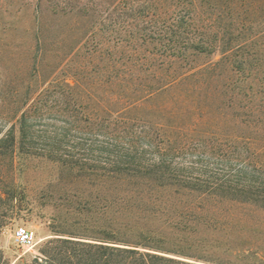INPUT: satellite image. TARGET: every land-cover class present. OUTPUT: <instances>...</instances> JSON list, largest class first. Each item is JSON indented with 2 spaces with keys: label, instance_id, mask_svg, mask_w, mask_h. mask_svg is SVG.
I'll return each mask as SVG.
<instances>
[{
  "label": "trees",
  "instance_id": "16d2710c",
  "mask_svg": "<svg viewBox=\"0 0 264 264\" xmlns=\"http://www.w3.org/2000/svg\"><path fill=\"white\" fill-rule=\"evenodd\" d=\"M107 22L118 35L87 52L106 65L96 72L104 103L94 71L61 69L95 41L84 30L53 71L45 56L33 61L37 86L26 85L25 112L0 139L3 149L18 132L26 153L106 183L109 197L91 207L105 227L61 232L32 264H264L250 250L264 251V0H127ZM72 131L103 137L89 149L106 157L61 152ZM37 140L50 147L34 152ZM206 144L221 170L203 163ZM179 150L195 151V164L175 163Z\"/></svg>",
  "mask_w": 264,
  "mask_h": 264
},
{
  "label": "rangeland",
  "instance_id": "374dc122",
  "mask_svg": "<svg viewBox=\"0 0 264 264\" xmlns=\"http://www.w3.org/2000/svg\"><path fill=\"white\" fill-rule=\"evenodd\" d=\"M63 1L67 8L74 9L63 13L54 7L51 0H0V139L25 112L26 85L33 86V90L37 86L36 80L30 76L33 61L43 55L46 58L43 64L48 66V71H53L72 49L74 42L82 38L84 30L90 32L93 29L95 41L92 36L69 66L71 68L61 69L65 70V74H69L66 71H85L89 79H93L90 76L93 72L90 71H94V79L97 80V85H93L97 88L94 100L104 103L105 85L96 72L102 74L106 65L97 58L91 59L87 52L92 50L95 42L101 52L107 48L103 38L118 35L114 29L119 25L111 26L107 16L114 8L120 12L126 7L127 0ZM33 3L40 9L37 24L29 11V5ZM77 8L83 9V12L78 13ZM215 58L218 59V55ZM85 74L82 73L83 76ZM15 136L13 144H4V148L0 149V250L9 264H32L35 258L42 256L44 245L60 237L61 232L91 235L103 229L106 220L91 207H101L109 195L103 179L85 176L78 173L77 168L69 171L43 155L28 154L25 138L18 132ZM94 141L105 142L103 137L95 138L87 133L72 131L63 141L61 152L84 160L95 156L103 160L106 156L89 149V144ZM49 147V143L37 140L34 152ZM211 148L206 144L200 149L199 153L210 155L204 158L203 163L214 165V171L221 170L219 165L213 164L214 151ZM192 152L195 151H176L174 162L184 167L195 164L196 154ZM217 174L216 178L221 179L222 173ZM19 226L34 232L33 246L18 248L14 245L12 233ZM235 246L237 251L241 247L240 244ZM259 248L254 246L250 250L257 252V258L264 259V251ZM217 258L241 264L234 256Z\"/></svg>",
  "mask_w": 264,
  "mask_h": 264
},
{
  "label": "built area",
  "instance_id": "2783aa9c",
  "mask_svg": "<svg viewBox=\"0 0 264 264\" xmlns=\"http://www.w3.org/2000/svg\"><path fill=\"white\" fill-rule=\"evenodd\" d=\"M12 240L16 247L28 248L33 246L35 234L31 229L25 226H19L14 229L12 233Z\"/></svg>",
  "mask_w": 264,
  "mask_h": 264
}]
</instances>
